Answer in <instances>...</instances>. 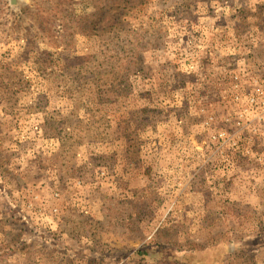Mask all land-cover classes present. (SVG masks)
Here are the masks:
<instances>
[{"label": "rangeland", "instance_id": "rangeland-1", "mask_svg": "<svg viewBox=\"0 0 264 264\" xmlns=\"http://www.w3.org/2000/svg\"><path fill=\"white\" fill-rule=\"evenodd\" d=\"M263 105L264 0H0V264H264Z\"/></svg>", "mask_w": 264, "mask_h": 264}, {"label": "trees", "instance_id": "trees-1", "mask_svg": "<svg viewBox=\"0 0 264 264\" xmlns=\"http://www.w3.org/2000/svg\"><path fill=\"white\" fill-rule=\"evenodd\" d=\"M106 14H111L114 17V19H117V18H120L121 16H123L124 12H123V10H120V9H113V11H112V9L105 10V9L101 8L100 10H98V12H96L95 19L97 20V22H99L102 20L103 16H105ZM141 254H143L141 256L143 259H147V255H145V253H139L138 255H141ZM148 256H150V255H148Z\"/></svg>", "mask_w": 264, "mask_h": 264}, {"label": "built area", "instance_id": "built-area-1", "mask_svg": "<svg viewBox=\"0 0 264 264\" xmlns=\"http://www.w3.org/2000/svg\"><path fill=\"white\" fill-rule=\"evenodd\" d=\"M251 102H253V100H251ZM262 106V104L260 105V107ZM264 106V105H263Z\"/></svg>", "mask_w": 264, "mask_h": 264}]
</instances>
